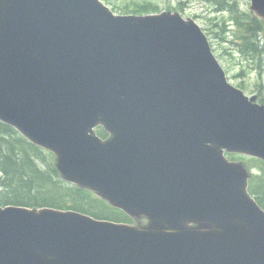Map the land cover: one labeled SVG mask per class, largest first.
I'll list each match as a JSON object with an SVG mask.
<instances>
[{
	"label": "water",
	"instance_id": "obj_1",
	"mask_svg": "<svg viewBox=\"0 0 264 264\" xmlns=\"http://www.w3.org/2000/svg\"><path fill=\"white\" fill-rule=\"evenodd\" d=\"M0 121L137 222L0 205V264H264L252 172L227 156L264 162V104L193 19L0 0Z\"/></svg>",
	"mask_w": 264,
	"mask_h": 264
},
{
	"label": "trees",
	"instance_id": "obj_2",
	"mask_svg": "<svg viewBox=\"0 0 264 264\" xmlns=\"http://www.w3.org/2000/svg\"><path fill=\"white\" fill-rule=\"evenodd\" d=\"M158 12L151 5H144L137 13L144 15ZM243 48L254 54H264V20L256 17L243 25ZM263 58V57H262ZM264 103V101L262 102ZM98 135L107 138L103 129ZM260 175L250 181V192L264 208V163L256 160ZM0 205L25 208H51L74 211L100 220L131 224L132 219L110 207L92 192L64 181L55 167V157L32 144L16 129L0 121ZM98 209V210H97Z\"/></svg>",
	"mask_w": 264,
	"mask_h": 264
},
{
	"label": "rangeland",
	"instance_id": "obj_3",
	"mask_svg": "<svg viewBox=\"0 0 264 264\" xmlns=\"http://www.w3.org/2000/svg\"><path fill=\"white\" fill-rule=\"evenodd\" d=\"M100 1L114 10L116 15H125V11L137 13L142 6L151 5L158 12L169 10L179 13L184 19H193L206 34L229 83L241 89L247 96H258L260 102L264 101V54L259 56L247 51L243 48L241 39L243 25L256 18L251 11V0ZM231 158L246 163L253 176L260 175L262 166L255 159L239 155H232Z\"/></svg>",
	"mask_w": 264,
	"mask_h": 264
}]
</instances>
